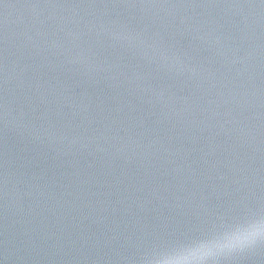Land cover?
Listing matches in <instances>:
<instances>
[{"label":"water","instance_id":"obj_1","mask_svg":"<svg viewBox=\"0 0 264 264\" xmlns=\"http://www.w3.org/2000/svg\"><path fill=\"white\" fill-rule=\"evenodd\" d=\"M249 215L264 0H0V264H152Z\"/></svg>","mask_w":264,"mask_h":264},{"label":"snow or ice","instance_id":"obj_2","mask_svg":"<svg viewBox=\"0 0 264 264\" xmlns=\"http://www.w3.org/2000/svg\"><path fill=\"white\" fill-rule=\"evenodd\" d=\"M228 227L234 228L235 232L230 233L226 238L228 240L227 244H224L223 242H217L218 246L222 248L218 254L225 252L228 253V255L240 254L257 244L264 245V216L257 218L253 215H249L238 219ZM216 236L217 234L193 238L186 242L177 243L176 245L163 250L171 251L191 244H198L201 249H204L209 246L208 242L213 241ZM210 258L211 257H203V259L207 260Z\"/></svg>","mask_w":264,"mask_h":264},{"label":"clouds","instance_id":"obj_3","mask_svg":"<svg viewBox=\"0 0 264 264\" xmlns=\"http://www.w3.org/2000/svg\"><path fill=\"white\" fill-rule=\"evenodd\" d=\"M234 228L227 227L223 232L217 234L215 239L209 243L207 248L201 249L198 244H191L177 249L159 253L153 259L152 264H207V259L218 254L222 248L217 242L228 243L226 239L230 233H234Z\"/></svg>","mask_w":264,"mask_h":264}]
</instances>
